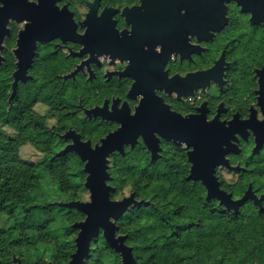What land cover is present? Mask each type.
Masks as SVG:
<instances>
[{
  "label": "flooded vegetation",
  "instance_id": "af4514ba",
  "mask_svg": "<svg viewBox=\"0 0 264 264\" xmlns=\"http://www.w3.org/2000/svg\"><path fill=\"white\" fill-rule=\"evenodd\" d=\"M28 1L41 5V0ZM72 1L54 3L60 10L68 6L76 31L86 36L87 44L64 41L60 36L38 38L27 72L30 77L20 83L31 80L33 70L38 77L57 75V69H68L67 74L78 70L69 79L86 93L84 99L79 96L77 104H70L74 107L71 114L86 116L100 135L93 140L81 129H69L80 134L81 140H90L93 147L122 126L107 116L136 115L145 95L148 124L162 125L168 134L178 131V117L214 121L212 131L224 136L221 147L229 163L215 168L221 187L233 196L224 185L233 181L231 177L241 178L246 186L233 198H241L250 185L259 197L264 195V0H242L241 4L237 0H99L97 17H103L98 21L100 37L92 41L87 38L89 24L83 22L95 0H82L86 8L82 14ZM107 8L110 10L103 15ZM44 14L53 19L50 8ZM26 22L21 21V30ZM6 42L5 37L0 65L12 62L15 56ZM206 71V76H196ZM95 109H99L98 115L89 112ZM63 134L51 132L58 141L65 140L60 152L73 142ZM156 134L161 150L154 159L141 136L135 144L145 145L147 165L171 151H180L192 166L188 156L192 147L161 135L159 130ZM256 206L264 211V200L262 207Z\"/></svg>",
  "mask_w": 264,
  "mask_h": 264
},
{
  "label": "trees",
  "instance_id": "16d2710c",
  "mask_svg": "<svg viewBox=\"0 0 264 264\" xmlns=\"http://www.w3.org/2000/svg\"><path fill=\"white\" fill-rule=\"evenodd\" d=\"M4 68L0 79L7 77L8 80L13 70L12 62H7ZM22 85L26 83H19L12 101L7 98L0 101L2 125L19 129L16 133L0 129V216L12 220L7 228H0V264H14V255L17 254L21 255L23 264H66L76 247L71 236L77 230L74 227L77 221L70 222L64 218V214L70 217L71 209L53 202L41 203L34 191L40 185L43 171L66 167L68 163L61 158L67 153L50 152L47 159L60 161L58 165L36 166L21 161L18 150L21 136L30 139L36 134L33 141L38 140L37 144L41 147L44 143L49 144L48 151L58 147L51 137L44 136L48 126L42 117L32 120L35 121L36 133L21 126V120H31L21 116V111L25 113L31 106L28 102H21ZM32 90L35 94L55 97L50 102L55 105L53 109H64L62 106L65 103L60 100L66 85L61 86L55 81L48 88L38 84ZM77 94L74 91V95ZM67 120L60 118L58 125L54 126L55 131L68 128L70 124ZM139 152L129 150L125 156L118 155L109 181L118 191L124 179H136L131 193L140 203L130 206L119 217L117 234L126 236L125 242L133 248L139 264H264V211L252 201L238 212L215 206L214 200L207 199L204 184L189 177V163L180 151L169 152L147 167L140 163ZM75 171V177L80 178L78 184L82 187L86 174L82 167H77ZM63 189L71 190L70 187ZM228 190L236 197L233 189ZM242 193L243 190H240L237 195ZM53 212L60 215L54 225L51 221ZM78 213L85 217L82 212ZM133 221H137L139 226H133ZM49 234L57 236L63 244L50 246ZM94 243L98 246L91 249L89 258L96 250L99 254L95 264H123L120 253L107 243L103 233L92 241L91 246ZM23 246L56 250L53 262L45 263L36 257L31 262L27 261L21 251ZM90 261L86 259L84 264H90Z\"/></svg>",
  "mask_w": 264,
  "mask_h": 264
},
{
  "label": "water",
  "instance_id": "95a60500",
  "mask_svg": "<svg viewBox=\"0 0 264 264\" xmlns=\"http://www.w3.org/2000/svg\"><path fill=\"white\" fill-rule=\"evenodd\" d=\"M2 1L3 5H0V49L3 48L5 37L10 33V28L8 27L10 20L27 21L25 28L19 32L18 47L15 50L19 61L13 73L14 80L11 97L14 98L21 80L27 81L30 77L27 72L32 64V57L38 38L45 40L60 36L64 41L74 40L86 44L87 41L85 35L77 33V24L68 6H64L60 10L55 5V0L51 2L41 0L40 6L28 0ZM237 1L241 4L242 0ZM98 5L99 0L90 3L91 9L88 13V19L83 22V25L89 24V37L87 38L90 41L98 40L100 37L98 21L100 22L103 17H97ZM47 8L52 10V20L50 19V14L48 18L44 14ZM243 9H245L244 6ZM107 10L110 9L107 8L103 15L106 14ZM40 12H42V16ZM95 53L92 51V55H95ZM1 58L0 56V61ZM76 71L67 75L66 78L74 76ZM207 74L208 71L202 74L198 73L196 76L204 77ZM146 97L145 95L136 115L107 116L108 119L122 122V126L107 134L102 139L101 144H97L95 147L92 146L90 140H81L80 134L74 129H69L63 134L64 138H71L73 142L68 144L61 152H75L85 161L84 170L87 173L85 186L90 191V200L87 201L56 202L60 206L77 209L86 216L84 220L74 223V227L79 229L75 238L76 250L66 264H84L91 250L92 241L101 232L107 243L120 253L123 264H139L134 256L133 248L125 242L126 236L117 235L118 226L116 222L130 206L140 202L135 198L134 194L122 199L112 198L111 194L115 187L109 184L112 177L109 172L110 156L116 151L124 154L125 145L131 144L135 146L141 136L144 143L152 150L154 159L161 150L159 138L156 134L158 130L161 135L179 144L186 142L189 147H192L188 152L189 160L192 162L190 178L199 180L204 184L207 188L208 200L218 199L227 209L236 212L250 199L254 201L255 205L262 207L264 195L259 197L252 185L238 199L233 198L231 193L221 187V183L215 174V168L220 164L229 166V163L224 157L225 149L221 147L224 136L212 131L215 127L214 121H208L204 118L200 120L199 117L194 116L178 117V131L174 134H168L164 126L161 125L158 128L148 124ZM98 110H90L89 112L94 111L98 115ZM14 261L17 264H23L21 259L16 256Z\"/></svg>",
  "mask_w": 264,
  "mask_h": 264
},
{
  "label": "rangeland",
  "instance_id": "374dc122",
  "mask_svg": "<svg viewBox=\"0 0 264 264\" xmlns=\"http://www.w3.org/2000/svg\"><path fill=\"white\" fill-rule=\"evenodd\" d=\"M72 2L74 3L75 8L81 14L86 9L85 6L82 5V0H73ZM10 22L12 23L8 24V27L10 28V33L6 36V39H7L6 45L8 46L9 50L12 52L13 50L15 51L16 48L18 47L19 32L21 30V27L23 26V23L19 22L17 19H11ZM15 56L17 58V61H16ZM15 56L12 61L13 70L11 71V74L9 76L10 80H9V77H8V80H7V77L3 80L0 79V87L5 86L4 88L0 89V101L6 98L8 99V101H12L15 98V97L12 98L11 95H12L13 72L16 70L15 68H17V63L19 61V57L17 56L16 52H15ZM6 63L0 65V75L5 70L4 66ZM67 72H68V69H57L56 71L57 75L54 74L49 77H38L39 75H37V73H35V71L33 70L32 73L35 74L34 77L31 80H29L26 83V85H22L21 102H28L29 104H31V106L25 113L21 111V116L23 117L25 116L26 118H30L31 120H28V119L21 120V126L27 127L29 131L35 132V129H34L35 121H32V120L36 117L39 119L42 117L44 121L46 120V123L48 126V129L44 130V133L45 134L47 133L46 135L44 134V136L51 137L54 144L57 143L58 145V147L54 148L53 151H48L49 150L48 148L50 146L49 144L44 143L43 147H41V145L37 144L38 140L33 141L36 138V134L32 135L30 139H25L23 136H21V144H20L21 146H19L18 150H19V154L21 156L22 162L32 163V164H35L36 166L37 165L46 166V165H52V164L58 165L59 163H61L58 160H51L50 158L47 159V156L50 154V152H53V154H60V153L62 154V152H60L59 149L63 146L62 142H65V140H61V139H59L58 141L56 136L54 137L51 136L52 130L55 133L56 132L65 133L66 130L73 127V128L81 129L85 133L86 137H89L93 140L98 139L100 135L99 133L100 131H98V128L96 127V124L94 122H90V120H88V118L84 116L83 114L81 115L79 113L76 115L71 114L74 107H70V104L71 105L72 103L77 104L79 101L78 99L79 96L80 97L83 96V99H84L86 92L85 91L82 92L81 88L73 84L72 80H70L69 77L66 78V76L69 75L67 74ZM62 75H63V78H62ZM39 79L41 82L39 81ZM55 81L59 82L61 86L66 85V91L64 92L60 100L61 103L62 102L65 103V105L62 106L64 107V109H61V107H57V110H56V107L55 109H53V106L55 105H51L50 102H52L55 97H51L46 94H42V95L35 94L32 90L34 89L35 86H38V84L44 86L45 88H48L50 85H54ZM77 89H79V91H77ZM74 91L78 92L76 96L74 95ZM57 106H60V105H57ZM60 118L68 119L67 120L68 124H70L68 128L63 129V131L61 132L55 131V128H54V126H57L58 123L60 122L59 121ZM0 129H2V132L16 133L17 131H19L17 127H14L12 125H2L1 121H0ZM129 150H136V151L139 150L140 152H139L138 158L140 159V163H142L145 167L149 166L146 164V159H145L146 151H145L144 144L137 145L135 147L127 146L125 148L124 154L116 151L110 156V169H109L110 174H111V168L114 167L117 163L116 159L119 157L118 155L125 156L126 152ZM162 157H164V155L157 158L153 163H155ZM62 160L68 163L65 168L63 169L54 168L52 171L48 169L43 171L42 178H40V185L37 188V190L34 191L35 194L38 196V200L41 203H52V202L56 203L57 201H71V200H82V201L90 200V191L85 186L86 178L84 179L83 186L81 187L78 184L80 182V178L77 179L75 177L76 175L75 170L77 167H82V170L84 171L87 177V173L84 170L85 161H83L78 154L72 153V152H68L66 157L61 158V161ZM190 168L191 167L189 163V177H190ZM252 172H253V175L255 176L257 172V168H254ZM229 179L233 181L227 182L224 186L226 187L228 186L229 189H233L235 196L239 197L237 194L240 192V190H243V188H245L246 186L245 182H243L241 178L239 180H236L235 177L233 178L231 177ZM135 180L136 179L133 177H127V180L124 179V182L121 184L120 189L118 191L114 183L109 182V184L115 187V190L112 193H116V194H114L112 198L122 199L126 196L131 195L132 186ZM253 183H255V187L259 186V183L257 181H254ZM77 185H79L80 187H77ZM65 187H68V188L70 187L71 190L63 191L65 190L63 189ZM213 200H214L213 202L215 206L217 207L220 206L223 209H227L223 204H221V202L219 204L217 200L215 199ZM209 201H212V200H209ZM69 209H71L70 217L69 215L64 214V218H68V221L78 222V221H82L85 219L86 216L83 217L82 215H80L78 213L79 210L74 209V208H69ZM51 214L53 215V218L51 219V221L54 225L58 222L60 215L54 212ZM118 220L116 223H118ZM11 221H12L11 219L9 220L5 216H2V217L0 216V228L1 227L7 228L11 224ZM132 225L135 227H138L139 223L137 221H133ZM118 230H119V227H118ZM78 232H79V229L77 228V230H75L71 236L74 239V242H75V238L78 235ZM101 234H99V236ZM117 235H122V234H117ZM49 237L51 238L50 246H58L60 244H63V242L57 236H51L49 234ZM75 245H76V242H75ZM96 246H98L97 243H94L93 246H91V249L95 248ZM49 248L50 247H46V249L40 250V249H35L33 247L23 246L21 247V251L23 252L24 257L26 258L27 261L31 262L32 259L36 257L39 260L41 259L42 262L45 261V263H48V262H53V258H54L53 253L56 252V250L54 249L52 250ZM75 250H76V247H75ZM90 253H91V250L89 254ZM98 254L99 253L96 250H94L92 257L89 258V255H88L86 259L91 260L90 264H95ZM14 256L21 258V255L19 254L14 255ZM14 264H17L16 261H14Z\"/></svg>",
  "mask_w": 264,
  "mask_h": 264
},
{
  "label": "snow or ice",
  "instance_id": "6c2138e0",
  "mask_svg": "<svg viewBox=\"0 0 264 264\" xmlns=\"http://www.w3.org/2000/svg\"><path fill=\"white\" fill-rule=\"evenodd\" d=\"M160 53H162V52H160Z\"/></svg>",
  "mask_w": 264,
  "mask_h": 264
}]
</instances>
